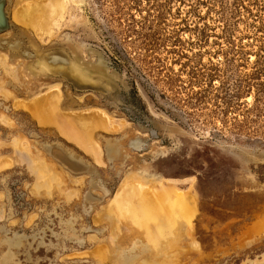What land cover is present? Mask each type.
<instances>
[{
	"label": "rangeland",
	"instance_id": "obj_1",
	"mask_svg": "<svg viewBox=\"0 0 264 264\" xmlns=\"http://www.w3.org/2000/svg\"><path fill=\"white\" fill-rule=\"evenodd\" d=\"M31 1L8 0L20 38L103 64L122 101L0 51V264H264V0H61L47 32L14 22ZM55 86L61 113L102 109L118 126L95 134L99 161L14 106ZM54 144L97 175L68 172L41 149ZM134 178L188 194L187 215L157 211L174 208L154 240L111 212Z\"/></svg>",
	"mask_w": 264,
	"mask_h": 264
},
{
	"label": "bare ground",
	"instance_id": "obj_2",
	"mask_svg": "<svg viewBox=\"0 0 264 264\" xmlns=\"http://www.w3.org/2000/svg\"><path fill=\"white\" fill-rule=\"evenodd\" d=\"M31 2L29 4L30 7L22 4V8L20 7V9H16L13 12L14 22L26 27L34 24L39 29L47 32L49 30V20L51 19L50 15H52L49 9H51V6L60 5L61 0H36ZM56 12L59 13L61 10L56 9ZM61 100L60 88L55 86L54 90L48 91L28 102L24 100V102L16 101L17 103L14 106L16 108L21 107L23 111L29 113L37 121L39 127L56 129L66 141L74 144L85 155L92 157L95 161H99L98 155L101 154L99 153L100 143L95 139V134L97 132L112 134L118 130V126L116 127L113 118L102 109L77 110V112L72 111L69 114H63L59 108ZM134 179L126 180L127 182L125 181L120 186L119 192L111 201L112 203L110 202L112 204L111 212L116 214L120 222L131 221V225L136 223L140 227H142L141 224H146L149 226V235L147 234V236L154 240L155 231L172 223L174 208L173 211L168 210L167 213H164L167 210L166 207L168 209L175 207V211L179 210L180 213L183 212V215L186 214V211L189 212L188 208L185 207L186 203L184 200L188 194L181 193L175 187L170 186V184L169 186H167L168 184L165 185V187L162 185L158 189L154 186V183V185H147L140 180ZM164 204L167 206H164ZM163 206L165 207L163 209L164 214L160 215L162 211H160V214L157 211ZM151 222H153L154 228L150 225Z\"/></svg>",
	"mask_w": 264,
	"mask_h": 264
},
{
	"label": "water",
	"instance_id": "obj_3",
	"mask_svg": "<svg viewBox=\"0 0 264 264\" xmlns=\"http://www.w3.org/2000/svg\"><path fill=\"white\" fill-rule=\"evenodd\" d=\"M7 4L8 0H0V35L12 30L18 32L12 39L0 38V51H8L11 55H19L31 61L28 70L32 75L61 78L75 92H92L114 103L122 101L119 85L111 75L104 72L103 64L82 63L62 49L41 50L28 40L21 39L20 31L10 22ZM41 149L73 175H97L96 169L90 163L62 145H43ZM88 187L97 188L106 194V190L97 186L94 181ZM101 200L99 196L92 197L90 194L86 197V201L97 204Z\"/></svg>",
	"mask_w": 264,
	"mask_h": 264
}]
</instances>
